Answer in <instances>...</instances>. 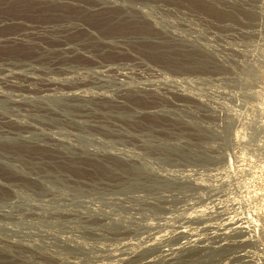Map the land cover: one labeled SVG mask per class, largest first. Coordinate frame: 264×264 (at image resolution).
<instances>
[{
	"label": "rangeland",
	"instance_id": "rangeland-1",
	"mask_svg": "<svg viewBox=\"0 0 264 264\" xmlns=\"http://www.w3.org/2000/svg\"><path fill=\"white\" fill-rule=\"evenodd\" d=\"M0 97V264H264V0H0Z\"/></svg>",
	"mask_w": 264,
	"mask_h": 264
},
{
	"label": "bare ground",
	"instance_id": "bare-ground-1",
	"mask_svg": "<svg viewBox=\"0 0 264 264\" xmlns=\"http://www.w3.org/2000/svg\"><path fill=\"white\" fill-rule=\"evenodd\" d=\"M47 30H48V29H47ZM43 31H44V30H43ZM27 34H28V33H27ZM23 35H24V34H23ZM23 35H22V36H23ZM25 35H26V34H25ZM30 36H31V35H30ZM23 37H24V36H23ZM15 38H16V37H15ZM18 38H19V37H18ZM9 39H10V38H9ZM16 40H18V39L16 38ZM20 40H21V38H20ZM8 41H9V40H8ZM11 41H13V40H11ZM11 41H10V42H11ZM23 41H24V40H23ZM15 42H16V41H15ZM17 42H18V41H17ZM10 75H11V74H10ZM14 75H15V74H14ZM18 75H20V74H18ZM12 77H13V76H12ZM17 77H18V76H17ZM4 78H5V79L3 80L4 82L7 81V82L10 83V81H9L10 79L8 80L6 77H4ZM10 78H11V77H10ZM21 78H22V77H20V79H21ZM20 79H19V80H20ZM24 79H26V78H24ZM1 80H2V79H1ZM13 80H14V79H13ZM29 81H30V80H29ZM34 81H35V80H34ZM48 83H49V82H48ZM4 84H5V83H4ZM7 84H8V83H7ZM7 84H6V85H7ZM14 85H15V84H14ZM56 86H57V85H56ZM8 87H9V86H8ZM10 87H11V86H10ZM19 87H20V86H19ZM52 87H53V83L47 84V89H46V90H49V89L52 88ZM54 88H55V87H54ZM28 89H29V88H28ZM28 89H27V90H28ZM151 89H152V88H151ZM20 90H21V89H20ZM22 90H23V89H22ZM31 90H32V89H31ZM50 90H52V89H50ZM23 91H24V90H23ZM53 91H54V90H53ZM36 94H37V93H36ZM3 96H4V94H3ZM85 96H86V95H85ZM85 96H84V95L81 96V95L76 94V93H74V92H68V93L65 94V97H66V98H69V99H71V98H80V99H85V100H86L87 97H85ZM52 97H53V96H52ZM0 98H3V97H0ZM48 98H49V97H48ZM88 99H90V98H88ZM0 101H1V100H0ZM15 105H16V104H15ZM232 224H233V223H232ZM232 224H231V225H232ZM238 224H239L238 222H235V223H234L235 228L233 227V228H234L233 230H243V229H244V228H243V227H244L243 225H238ZM227 225H228V224H227ZM228 226H230V225H228ZM232 226H233V225H232ZM242 226H243V227H242ZM170 248H171V247H170ZM173 250H174V249H173ZM173 250H172V249H171V251L169 250L170 252L164 250V252H168L167 254L165 253V256H166V257L172 256V255H173ZM165 256H164V257H165ZM170 258H171V257H170Z\"/></svg>",
	"mask_w": 264,
	"mask_h": 264
}]
</instances>
